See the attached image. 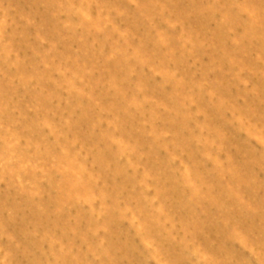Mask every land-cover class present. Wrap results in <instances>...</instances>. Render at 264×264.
<instances>
[{"label": "rangeland", "instance_id": "rangeland-1", "mask_svg": "<svg viewBox=\"0 0 264 264\" xmlns=\"http://www.w3.org/2000/svg\"><path fill=\"white\" fill-rule=\"evenodd\" d=\"M0 264H264V0H0Z\"/></svg>", "mask_w": 264, "mask_h": 264}]
</instances>
